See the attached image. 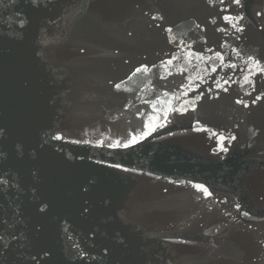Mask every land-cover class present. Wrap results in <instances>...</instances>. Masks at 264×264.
Masks as SVG:
<instances>
[{
  "label": "water",
  "instance_id": "obj_1",
  "mask_svg": "<svg viewBox=\"0 0 264 264\" xmlns=\"http://www.w3.org/2000/svg\"><path fill=\"white\" fill-rule=\"evenodd\" d=\"M0 264H264V0H0Z\"/></svg>",
  "mask_w": 264,
  "mask_h": 264
}]
</instances>
